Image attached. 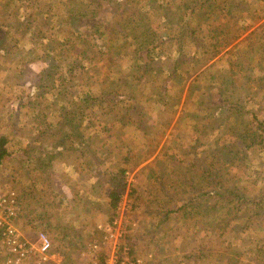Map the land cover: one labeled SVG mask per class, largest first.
I'll use <instances>...</instances> for the list:
<instances>
[{
  "label": "rangeland",
  "instance_id": "rangeland-1",
  "mask_svg": "<svg viewBox=\"0 0 264 264\" xmlns=\"http://www.w3.org/2000/svg\"><path fill=\"white\" fill-rule=\"evenodd\" d=\"M184 1L0 0V217L11 209L26 242L9 250L0 228V264H106L112 253L138 264H264V205L233 209L207 193L213 181L197 167L216 166L223 197L261 190L264 203V143L247 157L233 151L264 118V0H225L191 19ZM131 19L154 29L140 49L122 34ZM67 36L86 56L79 67L77 49L57 52ZM218 90L236 106L220 108ZM111 221L115 241L90 252Z\"/></svg>",
  "mask_w": 264,
  "mask_h": 264
},
{
  "label": "trees",
  "instance_id": "trees-1",
  "mask_svg": "<svg viewBox=\"0 0 264 264\" xmlns=\"http://www.w3.org/2000/svg\"><path fill=\"white\" fill-rule=\"evenodd\" d=\"M218 1L217 0H185L183 2L184 13L187 14V15H190L189 18L191 19L192 18V14L195 11H202L203 12V17L205 18V16H208L209 12H211L212 9L213 10L219 9L220 11H222V10L227 8V5L224 3L225 0H220L219 3H218ZM52 4L49 3L48 6H51ZM146 18H147L146 16L142 17V19H141L142 23L146 22ZM64 20L65 19L59 20L60 23L58 24V26L60 24H61V26H65L67 23L66 22L62 23V21H64ZM131 20L130 21L132 23H134V24L131 25V26L125 27L124 28L125 32H123L122 34L123 35H128V34L132 35V37L135 39V46L136 47L138 46V49H140V48L143 47V45H142L140 40H144L147 37L145 40H146V42H149L152 39L150 37L153 34H155L153 32L154 29L149 28V27H144V26H142V23H138V22H136L133 19H131ZM122 23H119L118 25H121L122 27H124V22H122ZM262 23H264V21ZM255 27H256L257 30H259V33H260V29L264 30V26H259L258 27V25H257ZM96 33H98V31H96ZM263 35H264V33H263ZM66 38H67V41H68L67 47L64 48L62 46H59L58 51H57L58 54H67V53L70 52L71 49H75V50L77 49V53H78V48L76 47V45H74L75 43L73 42V40H70L68 36ZM161 40H164V39L162 38ZM3 47H4V45H3ZM215 47L216 46H213L212 48H215ZM180 50H181V48L177 47V56H179ZM79 51H83V50L79 49ZM82 58H83L82 57V53H78L77 55L74 56L75 60L73 59V61H76V60L79 61V63L77 65H75V66L79 67L81 62H84V60L86 59V56H85V58L83 60H82ZM260 58H261V61H264V49L263 48H261ZM89 61H90V59L88 58V64L90 66L91 64H90ZM67 69H69V68H67ZM263 70H264V68H263ZM257 78L264 82V77L262 75H260ZM220 95H222V93L218 90L217 91V96H218L217 104L219 105L220 108H223V110H225V111H229L230 109H232L231 107H235L236 106V105L233 104L236 100L228 101V103H227L225 97H223V95H222V97H219ZM221 102H224V104L226 102V105H224ZM75 108L78 109V106L76 105ZM262 119H264V118H261L260 121L258 123H256V126L252 130H250L249 127L244 128L245 130L243 131L244 132L243 135L248 134V133H254V132L257 133V134L253 135V136H256V138H250V140H249L250 144L249 145H244L242 148L240 147V148H237V149L233 150L234 152H236L239 155H241V158L247 157V148L249 146L253 150V149H256L257 146H261L260 143H264V129L262 131H260V133H258L259 132L258 126H259V124H262L263 121H264ZM63 137H64V135H63ZM67 139H68V136H67ZM75 142L79 143L80 141H75ZM230 150H232V149H230ZM5 153H6V150H5V138H4V136L0 135V161H1L2 157L5 155ZM59 155L61 156V153H59ZM211 165H208V166H205V167H203L201 165L197 166V167H199L201 169L202 177H208V178L211 177L210 179L213 181L212 190H209L207 193H210V192H213V191H219L217 193L216 197L217 198H221L219 196H222V199L228 200L230 203H232L233 204V209H236V210L237 209L240 210V208H239L240 206L245 205L246 203H249V202H253L257 206H259L258 204H262L260 207H262L264 205V203H262V201H261V194H259L261 190L257 194H251L250 192H248V194H246L247 192H244V190L243 191H238L237 189L233 188L232 189L233 193H232V195L229 198L223 197V194H221L220 191L225 190L227 187H224L223 183L221 181H219V180L218 181H214V176L212 175L211 172L213 170H215L216 166H214V165L211 166ZM123 171L124 170L121 169V168L117 169L114 172V174H112V176L108 179V185L110 186V189L108 190L107 197L109 198L108 199V204H109L110 207H114L119 201V196H121V191H122V189L124 187ZM214 175H215V173H214ZM157 180H160V177L157 178ZM201 193L204 194L205 192L203 191ZM260 207H259V209H260ZM248 224L249 223H247L246 227L248 226ZM246 227H244V229ZM259 227H261V226H259Z\"/></svg>",
  "mask_w": 264,
  "mask_h": 264
},
{
  "label": "built area",
  "instance_id": "built-area-1",
  "mask_svg": "<svg viewBox=\"0 0 264 264\" xmlns=\"http://www.w3.org/2000/svg\"><path fill=\"white\" fill-rule=\"evenodd\" d=\"M13 216V212L11 209L5 207L4 210L2 211V215L0 217V228H1V236H4L5 242L8 245L9 250H22L25 251V246L26 242L25 241H19V235L16 233V230L13 229L9 223L11 221V217ZM115 221H111L110 223H106L103 225V234L98 240H93L91 241L90 244V252L95 253L96 251L99 252L100 250V245L104 244L107 242V240L114 239L115 241V233L114 232V226ZM37 239V245H38V250L40 252H45L49 249L50 246V241L48 236L43 233V232H38L36 235ZM95 251V252H94ZM101 251V250H100ZM96 252V253H97ZM95 258H93L94 262L93 264H96ZM139 260L138 259H132V260H127L125 259H120L117 257L115 253L110 254V258L108 263L106 264H138Z\"/></svg>",
  "mask_w": 264,
  "mask_h": 264
},
{
  "label": "crops",
  "instance_id": "crops-1",
  "mask_svg": "<svg viewBox=\"0 0 264 264\" xmlns=\"http://www.w3.org/2000/svg\"><path fill=\"white\" fill-rule=\"evenodd\" d=\"M81 143H84V141H82Z\"/></svg>",
  "mask_w": 264,
  "mask_h": 264
}]
</instances>
